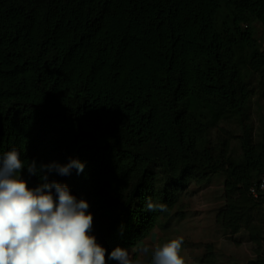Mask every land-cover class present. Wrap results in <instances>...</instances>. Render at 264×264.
<instances>
[{
	"label": "trees",
	"instance_id": "obj_1",
	"mask_svg": "<svg viewBox=\"0 0 264 264\" xmlns=\"http://www.w3.org/2000/svg\"><path fill=\"white\" fill-rule=\"evenodd\" d=\"M257 24L264 0H0V166L13 147L25 165L81 160L83 172L49 180L89 202L106 257L176 215L192 183L223 175L217 223L263 250L238 262L208 248L201 263L264 264V198L250 192L264 175ZM148 197L168 211H147Z\"/></svg>",
	"mask_w": 264,
	"mask_h": 264
},
{
	"label": "clouds",
	"instance_id": "obj_2",
	"mask_svg": "<svg viewBox=\"0 0 264 264\" xmlns=\"http://www.w3.org/2000/svg\"><path fill=\"white\" fill-rule=\"evenodd\" d=\"M39 176L41 183L29 187L21 170ZM78 158L67 163L52 161L25 165L16 147L5 151L0 166V264H186L181 255L183 238H173L151 249L142 246L133 258L125 247L117 246L106 257V248L92 234L93 214L89 202L77 199L69 185L49 180L53 172L69 175L83 172ZM145 209L168 211L166 204L147 198ZM149 257V259H145Z\"/></svg>",
	"mask_w": 264,
	"mask_h": 264
},
{
	"label": "rangeland",
	"instance_id": "obj_3",
	"mask_svg": "<svg viewBox=\"0 0 264 264\" xmlns=\"http://www.w3.org/2000/svg\"><path fill=\"white\" fill-rule=\"evenodd\" d=\"M256 36L264 44V29L260 24L256 25ZM262 75L254 74L252 81L255 86H261ZM263 100V99H262ZM257 101V99H255ZM257 106L254 105L253 122L258 128ZM228 132L240 134L239 129L234 123L223 124ZM231 152L235 158L241 157L242 150L237 139L231 141ZM225 205L224 196V176H213L208 184L200 186L192 183L182 191L181 199L174 209V215L168 219H161L153 229L150 236L143 240L136 250L142 246L155 249L162 246L173 238L182 237L183 244L181 255L185 258L186 264H203L202 256L213 249L217 258L224 261L247 262L257 256L263 247L250 241L247 233L241 231L238 234H226L217 223L216 216L220 209ZM182 212V215H178ZM264 213V211H263ZM264 246V239L261 245ZM135 254L133 253L132 257ZM149 257H145L147 260Z\"/></svg>",
	"mask_w": 264,
	"mask_h": 264
},
{
	"label": "built area",
	"instance_id": "obj_4",
	"mask_svg": "<svg viewBox=\"0 0 264 264\" xmlns=\"http://www.w3.org/2000/svg\"><path fill=\"white\" fill-rule=\"evenodd\" d=\"M250 192L255 197L264 198V175L258 184L253 185Z\"/></svg>",
	"mask_w": 264,
	"mask_h": 264
},
{
	"label": "crops",
	"instance_id": "obj_5",
	"mask_svg": "<svg viewBox=\"0 0 264 264\" xmlns=\"http://www.w3.org/2000/svg\"><path fill=\"white\" fill-rule=\"evenodd\" d=\"M137 249H138V247H137V248L130 249V250H129L130 255L132 256L133 253H134V254H137V253H136V250H137ZM134 257H135V256H134ZM107 264H120V262H119V261H116V260H112V259H110V260L107 262Z\"/></svg>",
	"mask_w": 264,
	"mask_h": 264
}]
</instances>
